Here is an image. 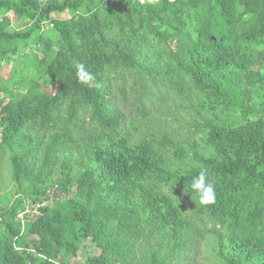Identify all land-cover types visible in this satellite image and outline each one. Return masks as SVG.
Masks as SVG:
<instances>
[{
	"label": "trees",
	"instance_id": "16d2710c",
	"mask_svg": "<svg viewBox=\"0 0 264 264\" xmlns=\"http://www.w3.org/2000/svg\"><path fill=\"white\" fill-rule=\"evenodd\" d=\"M6 154L0 264H264V0H0Z\"/></svg>",
	"mask_w": 264,
	"mask_h": 264
},
{
	"label": "clouds",
	"instance_id": "9594fccd",
	"mask_svg": "<svg viewBox=\"0 0 264 264\" xmlns=\"http://www.w3.org/2000/svg\"><path fill=\"white\" fill-rule=\"evenodd\" d=\"M75 69L79 81L91 86L95 76L87 70L84 63L77 62L75 64ZM189 188L191 192L198 195L200 204L209 205L216 202V190L207 169H201L198 174L192 178Z\"/></svg>",
	"mask_w": 264,
	"mask_h": 264
},
{
	"label": "rangeland",
	"instance_id": "374dc122",
	"mask_svg": "<svg viewBox=\"0 0 264 264\" xmlns=\"http://www.w3.org/2000/svg\"><path fill=\"white\" fill-rule=\"evenodd\" d=\"M62 14L56 13L55 16H61ZM12 181H11V166L8 160V154H6L5 158L0 159V196H2V199L6 201L8 199V196H11V189L13 188L12 186ZM34 216V213H32ZM32 216V217H33ZM87 246H82L78 256L76 258L72 259L73 261H82L84 254L88 251H90V244L89 241H86ZM201 251L206 252V246L201 245L200 246ZM92 251L98 252V249L93 248ZM198 264H208L210 261H206L203 259L202 255L200 254L198 257Z\"/></svg>",
	"mask_w": 264,
	"mask_h": 264
}]
</instances>
